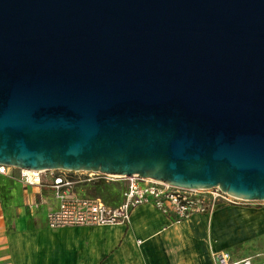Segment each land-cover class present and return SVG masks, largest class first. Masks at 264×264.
<instances>
[{"label": "water", "instance_id": "1", "mask_svg": "<svg viewBox=\"0 0 264 264\" xmlns=\"http://www.w3.org/2000/svg\"><path fill=\"white\" fill-rule=\"evenodd\" d=\"M0 166L264 202V0H0Z\"/></svg>", "mask_w": 264, "mask_h": 264}, {"label": "crops", "instance_id": "2", "mask_svg": "<svg viewBox=\"0 0 264 264\" xmlns=\"http://www.w3.org/2000/svg\"><path fill=\"white\" fill-rule=\"evenodd\" d=\"M19 176L0 174V264H216L212 253H224L219 236L229 239L230 249L258 241L254 252L264 254V209L219 205L176 224L143 205L129 224L51 230L48 214L58 207L51 189L25 185ZM231 256L264 261L249 251Z\"/></svg>", "mask_w": 264, "mask_h": 264}, {"label": "built area", "instance_id": "3", "mask_svg": "<svg viewBox=\"0 0 264 264\" xmlns=\"http://www.w3.org/2000/svg\"><path fill=\"white\" fill-rule=\"evenodd\" d=\"M19 173L20 181L28 186L47 184L58 207L48 214L51 230L66 228L101 227L129 224L134 209L150 205L173 216L180 224L197 214L212 213L219 205H241L248 203L237 200L220 189L189 190L172 187L153 180L138 177L118 178L99 173H76L66 171L34 173L0 166V174ZM45 175V179H42ZM120 183L126 181L121 201L116 206L107 205L101 198L81 197L75 192L77 186L98 182ZM216 264H264L253 259L234 262L228 252L212 254Z\"/></svg>", "mask_w": 264, "mask_h": 264}, {"label": "rangeland", "instance_id": "4", "mask_svg": "<svg viewBox=\"0 0 264 264\" xmlns=\"http://www.w3.org/2000/svg\"><path fill=\"white\" fill-rule=\"evenodd\" d=\"M45 175H42V179L43 180H46L45 179ZM99 183V184H98ZM98 183H88V184H83V185H80V186H77L76 189H75V192H77V194L81 197H86V198H101L103 199L104 197L107 196V194L109 193L110 190H113L116 189V188H119V189H125L126 188V181L125 182H120V183H105V182H98ZM100 183H103L104 185H107L106 187L103 186L102 184ZM248 206L250 208H256V209H264V202L262 203H242L241 206ZM240 206V205H239ZM216 244L218 245V247H224L223 250L225 252H228L230 253L231 255H234V256H240L244 253H247V251H249V257H256V255L259 253L261 254V257L262 259H264V254L263 253H260V252H254V251H258V250H255L256 247L259 246V242L256 241L254 243H250L249 245H246V244H241V245H238L236 247H232L230 249L227 248V245H229V239L226 238V237H222V236H219ZM264 245V244H263ZM262 246V245H261ZM254 252V253H253ZM264 252V251H263ZM215 253V252H213ZM212 253V254H213Z\"/></svg>", "mask_w": 264, "mask_h": 264}, {"label": "trees", "instance_id": "5", "mask_svg": "<svg viewBox=\"0 0 264 264\" xmlns=\"http://www.w3.org/2000/svg\"><path fill=\"white\" fill-rule=\"evenodd\" d=\"M100 184H102L105 187L107 186V185H104L103 183H100ZM123 191H124V189L122 190V189H119V188L114 189V191L110 190L109 193L107 194V196L104 197L102 200L107 205L116 206L121 201V197H122Z\"/></svg>", "mask_w": 264, "mask_h": 264}]
</instances>
